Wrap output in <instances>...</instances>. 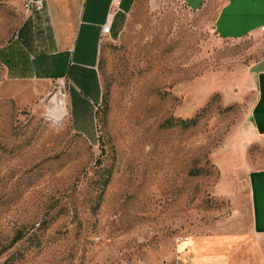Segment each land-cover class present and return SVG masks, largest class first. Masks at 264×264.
I'll return each mask as SVG.
<instances>
[{
	"label": "rangeland",
	"instance_id": "obj_1",
	"mask_svg": "<svg viewBox=\"0 0 264 264\" xmlns=\"http://www.w3.org/2000/svg\"><path fill=\"white\" fill-rule=\"evenodd\" d=\"M217 8L127 11L100 44L91 140L71 126L65 82L14 81L0 61V264H174L179 237L249 224L246 174L264 165V136L248 145L261 39H222ZM26 19L20 0H0V49Z\"/></svg>",
	"mask_w": 264,
	"mask_h": 264
},
{
	"label": "crops",
	"instance_id": "obj_2",
	"mask_svg": "<svg viewBox=\"0 0 264 264\" xmlns=\"http://www.w3.org/2000/svg\"><path fill=\"white\" fill-rule=\"evenodd\" d=\"M110 1L47 0L41 11L25 9L28 22L0 49V61L14 81L34 76L42 81L65 82L71 126L88 140L96 136L94 113L103 94L97 67L99 37ZM180 1L191 9L216 1L214 30L222 39H261L260 58L248 74L253 81L248 145L256 144L264 136V33L259 28L264 24V0ZM137 2L132 0L129 9ZM123 16L115 15L111 31L118 28ZM28 37L34 39L29 40L34 45L32 52L21 42ZM246 182L249 224L231 222L222 231L179 237L174 264H264V165L251 167Z\"/></svg>",
	"mask_w": 264,
	"mask_h": 264
},
{
	"label": "built area",
	"instance_id": "obj_3",
	"mask_svg": "<svg viewBox=\"0 0 264 264\" xmlns=\"http://www.w3.org/2000/svg\"><path fill=\"white\" fill-rule=\"evenodd\" d=\"M23 4L24 9L26 10H34V11H41L44 8L45 2L47 0H20ZM123 0H111L109 5V11L106 15V20L101 25V32L99 37V42L101 43L103 37L111 34L112 23L116 14H127L122 7ZM260 31L264 33V24L261 25ZM62 81V80H61ZM61 109L59 111H55L58 116L63 117L67 115L68 112L64 111L62 104L60 103ZM96 110V109H95ZM54 112V111H53ZM52 117H55L53 114Z\"/></svg>",
	"mask_w": 264,
	"mask_h": 264
},
{
	"label": "trees",
	"instance_id": "obj_4",
	"mask_svg": "<svg viewBox=\"0 0 264 264\" xmlns=\"http://www.w3.org/2000/svg\"><path fill=\"white\" fill-rule=\"evenodd\" d=\"M131 2H132V0H127V1H122V6L126 9V10H128L129 9V7H130V4H131ZM102 96H103V94H102ZM102 100V99H101ZM100 105V104H99ZM99 105H97L96 106V110H95V120H96V112H97V110H98V106ZM179 123H180V125H182L183 127H191V126H194V125H196V123H197V117L195 116V117H193V118H190V119H180L179 120ZM105 183V182H104ZM23 236V230L22 229H18L17 231H16V233L13 235V237H12V239H11V242L13 243V242H15V241H17L18 239H20L21 237Z\"/></svg>",
	"mask_w": 264,
	"mask_h": 264
},
{
	"label": "bare ground",
	"instance_id": "obj_5",
	"mask_svg": "<svg viewBox=\"0 0 264 264\" xmlns=\"http://www.w3.org/2000/svg\"><path fill=\"white\" fill-rule=\"evenodd\" d=\"M53 98H55V97H53ZM60 109H61V107L59 106V101H58V103H57V101H55L54 111H59Z\"/></svg>",
	"mask_w": 264,
	"mask_h": 264
}]
</instances>
